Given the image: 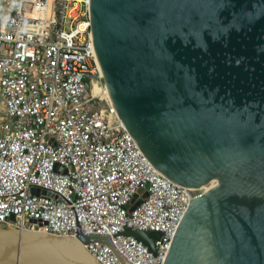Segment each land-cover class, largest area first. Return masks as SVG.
I'll return each instance as SVG.
<instances>
[{
  "label": "water",
  "instance_id": "water-1",
  "mask_svg": "<svg viewBox=\"0 0 264 264\" xmlns=\"http://www.w3.org/2000/svg\"><path fill=\"white\" fill-rule=\"evenodd\" d=\"M89 22L126 129L166 176L204 189L164 264H264V0H89ZM127 232L155 253L148 230ZM91 238L107 241L0 224V264H100Z\"/></svg>",
  "mask_w": 264,
  "mask_h": 264
},
{
  "label": "built area",
  "instance_id": "built-area-1",
  "mask_svg": "<svg viewBox=\"0 0 264 264\" xmlns=\"http://www.w3.org/2000/svg\"><path fill=\"white\" fill-rule=\"evenodd\" d=\"M94 53L89 0H0V224L104 235L83 240L100 264H164L199 186L161 172L92 93Z\"/></svg>",
  "mask_w": 264,
  "mask_h": 264
},
{
  "label": "bare ground",
  "instance_id": "bare-ground-1",
  "mask_svg": "<svg viewBox=\"0 0 264 264\" xmlns=\"http://www.w3.org/2000/svg\"><path fill=\"white\" fill-rule=\"evenodd\" d=\"M75 14V13H74ZM85 25L84 22H80L79 23V28H83ZM94 52V51H93ZM96 53H94V57H95V61H96V64H97V67H98V70H99V75L103 77V74H102V69H101V66L99 64V61L95 55ZM101 78V77H100ZM103 79V78H102ZM98 78L97 77H94L92 80H91V91L93 94H102V95H105L107 96L105 93H107L109 95V91H108V88L106 86V83L105 81L104 82V85H101L99 82H98ZM109 98H110V95H109ZM200 192L199 194L203 193L204 192V189L202 187H198Z\"/></svg>",
  "mask_w": 264,
  "mask_h": 264
},
{
  "label": "rangeland",
  "instance_id": "rangeland-1",
  "mask_svg": "<svg viewBox=\"0 0 264 264\" xmlns=\"http://www.w3.org/2000/svg\"><path fill=\"white\" fill-rule=\"evenodd\" d=\"M25 8H28V4H25ZM103 77L101 76V78L99 77V80H98V82L101 84V85H103V86H105L104 85V79H102ZM106 95H107V97H109V95L107 94V93H105Z\"/></svg>",
  "mask_w": 264,
  "mask_h": 264
}]
</instances>
